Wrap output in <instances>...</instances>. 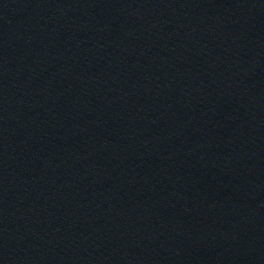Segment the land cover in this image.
Returning <instances> with one entry per match:
<instances>
[{
    "label": "water",
    "instance_id": "water-1",
    "mask_svg": "<svg viewBox=\"0 0 264 264\" xmlns=\"http://www.w3.org/2000/svg\"><path fill=\"white\" fill-rule=\"evenodd\" d=\"M0 264H264V0H0Z\"/></svg>",
    "mask_w": 264,
    "mask_h": 264
}]
</instances>
